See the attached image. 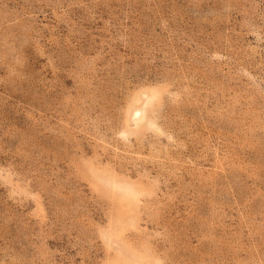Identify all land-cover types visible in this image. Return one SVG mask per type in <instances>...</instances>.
<instances>
[{
    "label": "rangeland",
    "instance_id": "1",
    "mask_svg": "<svg viewBox=\"0 0 264 264\" xmlns=\"http://www.w3.org/2000/svg\"><path fill=\"white\" fill-rule=\"evenodd\" d=\"M0 264H264V0H0Z\"/></svg>",
    "mask_w": 264,
    "mask_h": 264
}]
</instances>
